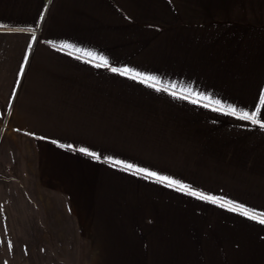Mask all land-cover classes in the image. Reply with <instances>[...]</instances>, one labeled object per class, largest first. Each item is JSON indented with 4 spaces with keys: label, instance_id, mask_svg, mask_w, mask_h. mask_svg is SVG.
<instances>
[{
    "label": "crops",
    "instance_id": "0c3cea01",
    "mask_svg": "<svg viewBox=\"0 0 264 264\" xmlns=\"http://www.w3.org/2000/svg\"><path fill=\"white\" fill-rule=\"evenodd\" d=\"M243 112L264 123V0H0V140L82 264H264Z\"/></svg>",
    "mask_w": 264,
    "mask_h": 264
},
{
    "label": "rangeland",
    "instance_id": "374dc122",
    "mask_svg": "<svg viewBox=\"0 0 264 264\" xmlns=\"http://www.w3.org/2000/svg\"><path fill=\"white\" fill-rule=\"evenodd\" d=\"M13 150V140H0V264H82L94 251L61 248V240L86 244H77L72 228L66 237L53 232L61 227L46 214L52 197L34 195L23 155Z\"/></svg>",
    "mask_w": 264,
    "mask_h": 264
},
{
    "label": "snow or ice",
    "instance_id": "6c2138e0",
    "mask_svg": "<svg viewBox=\"0 0 264 264\" xmlns=\"http://www.w3.org/2000/svg\"><path fill=\"white\" fill-rule=\"evenodd\" d=\"M43 17H41V19H42ZM19 31H23V29H18ZM33 38H35V37H33ZM104 64L106 65L107 64V61L105 60L104 61ZM113 72H116L117 71V69L116 68H112L111 69ZM127 70H125V72H126ZM122 74H125V73H122ZM174 87V86H173ZM172 95L173 96H175L176 94L175 93H172ZM185 98H187V97H185ZM194 103L196 102V101H193ZM205 107H208V105H205ZM213 110H215V111H222L223 109H221V108H216V109H213ZM228 114H231V115H237V110L234 108V107H230L229 108V113ZM239 118H241V119H247V120H251L253 123H260L261 124V126L262 127H264V123H261V121L259 120V118H258V113H256V112H253V113H251V114H249V113H247V112H243L240 116H239ZM82 151H85V150H82ZM91 155H95V154H92V153H90ZM97 158H99V157H97ZM153 175H155L154 173H152ZM203 198V197H202ZM250 218H253V219H255V217H250ZM260 222L261 223H264V218H262L261 220H260Z\"/></svg>",
    "mask_w": 264,
    "mask_h": 264
}]
</instances>
